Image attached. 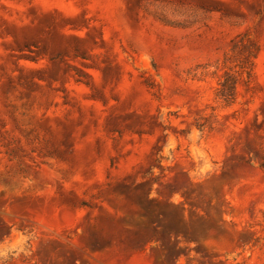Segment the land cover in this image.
I'll use <instances>...</instances> for the list:
<instances>
[{
	"label": "rangeland",
	"instance_id": "374dc122",
	"mask_svg": "<svg viewBox=\"0 0 264 264\" xmlns=\"http://www.w3.org/2000/svg\"><path fill=\"white\" fill-rule=\"evenodd\" d=\"M262 165L264 0H0V264H264Z\"/></svg>",
	"mask_w": 264,
	"mask_h": 264
},
{
	"label": "trees",
	"instance_id": "16d2710c",
	"mask_svg": "<svg viewBox=\"0 0 264 264\" xmlns=\"http://www.w3.org/2000/svg\"><path fill=\"white\" fill-rule=\"evenodd\" d=\"M246 41V42H244ZM232 55L226 57V64H234L237 71L228 68L220 82L218 96L227 103H233L236 98L237 86L245 76L251 79L254 73L255 61L259 54V47L255 42L242 38L240 43H235ZM264 167V165H262Z\"/></svg>",
	"mask_w": 264,
	"mask_h": 264
}]
</instances>
